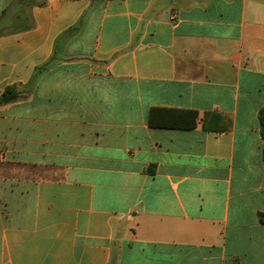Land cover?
Wrapping results in <instances>:
<instances>
[{
    "label": "crops",
    "instance_id": "crops-1",
    "mask_svg": "<svg viewBox=\"0 0 264 264\" xmlns=\"http://www.w3.org/2000/svg\"><path fill=\"white\" fill-rule=\"evenodd\" d=\"M12 85L0 264H264V0H0Z\"/></svg>",
    "mask_w": 264,
    "mask_h": 264
},
{
    "label": "trees",
    "instance_id": "trees-1",
    "mask_svg": "<svg viewBox=\"0 0 264 264\" xmlns=\"http://www.w3.org/2000/svg\"><path fill=\"white\" fill-rule=\"evenodd\" d=\"M73 30L74 28L69 30L67 34L73 32ZM19 99H20V92L17 86L15 85L8 86L5 89V91L0 95V107L14 103L18 101ZM259 122L261 126V136L263 139L262 155H263V161H264V108H262L259 112ZM260 221L264 224V214L260 215Z\"/></svg>",
    "mask_w": 264,
    "mask_h": 264
}]
</instances>
